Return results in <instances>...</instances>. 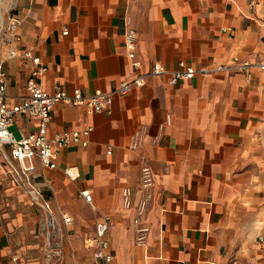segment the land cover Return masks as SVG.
<instances>
[{
    "label": "crops",
    "instance_id": "0c3cea01",
    "mask_svg": "<svg viewBox=\"0 0 264 264\" xmlns=\"http://www.w3.org/2000/svg\"><path fill=\"white\" fill-rule=\"evenodd\" d=\"M10 14L20 46L47 66V92L115 89L137 73L130 48L143 73L154 63L212 70L175 83L167 71L146 75L109 112L55 104L49 135L90 127L87 144L61 148L53 169L34 162L50 216L0 168V264H46V242H84L103 215L111 264H264V0H0V23ZM7 51L0 43V59ZM234 56L253 64L239 70ZM5 68L15 99L32 64L6 59ZM34 127L20 116L11 129Z\"/></svg>",
    "mask_w": 264,
    "mask_h": 264
},
{
    "label": "built area",
    "instance_id": "2783aa9c",
    "mask_svg": "<svg viewBox=\"0 0 264 264\" xmlns=\"http://www.w3.org/2000/svg\"><path fill=\"white\" fill-rule=\"evenodd\" d=\"M19 19L10 14L6 20L0 23V43L8 45L7 58L0 59V168L13 181L26 190L31 198V203L44 209L48 215L51 214L49 202L42 197L40 184L35 179L38 172L34 170V162L37 161L42 167L53 169L57 166L58 154L61 148L69 143H77L85 146V138L91 128L83 130H69L57 132L53 136L48 133L51 122V113L57 103L85 106L88 113L109 112L110 104L114 95H125L133 86H141L145 82L146 75H157L166 72L159 63H154L147 73L140 72V61L136 58L133 49H129L128 57L131 65L137 71L132 79L121 80L117 87L111 91L95 90L90 95L83 94L79 87H75L71 94L58 88L53 92H47L42 84L41 77L47 71V66L35 55L31 49L21 47V36L17 32ZM64 34L67 31H63ZM136 39L134 29L129 28L124 32V44L127 47L133 46ZM21 58L27 59L32 64V68L25 82V93L10 98L8 90V76L5 68L6 59ZM231 64L237 69L246 71L252 66L247 59L238 56L232 58ZM260 69H264V62H259ZM228 65L216 66V70H225ZM207 66L194 67L190 64L180 62L179 68L167 71L170 81L175 83L181 80H190L196 73L206 75L211 72ZM24 117L34 121L35 127L30 131H21L19 136L11 129L18 117ZM25 160L29 163L26 164ZM145 183H150V176L146 171ZM69 176H72L68 170ZM80 194L87 202H90L91 195L83 190ZM130 190H123V200L126 205L130 204ZM64 223H70L71 217L67 213H62ZM49 223V222H48ZM109 216L103 215L95 222L93 235L84 240L85 247L91 249L90 264H111L114 258L110 237ZM147 227H138L137 239L143 242ZM259 241L264 240V233L258 237ZM60 242H46L45 258L46 264H54L60 257ZM15 259V258H14Z\"/></svg>",
    "mask_w": 264,
    "mask_h": 264
},
{
    "label": "rangeland",
    "instance_id": "374dc122",
    "mask_svg": "<svg viewBox=\"0 0 264 264\" xmlns=\"http://www.w3.org/2000/svg\"><path fill=\"white\" fill-rule=\"evenodd\" d=\"M15 136L19 135L15 133ZM59 246L61 254L59 261L62 264H89L90 256L84 247V242H60Z\"/></svg>",
    "mask_w": 264,
    "mask_h": 264
}]
</instances>
